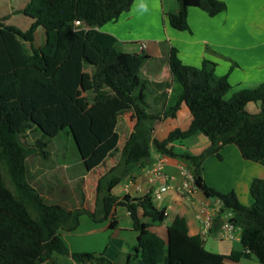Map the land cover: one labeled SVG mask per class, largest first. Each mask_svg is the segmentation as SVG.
Wrapping results in <instances>:
<instances>
[{"label":"trees","instance_id":"obj_1","mask_svg":"<svg viewBox=\"0 0 264 264\" xmlns=\"http://www.w3.org/2000/svg\"><path fill=\"white\" fill-rule=\"evenodd\" d=\"M134 1L29 0L19 10L33 19L27 30L6 24V17L0 18V264H42L48 259L64 264L57 255L70 256L78 264H113L101 253L72 252L61 230H74L83 214L95 221L106 220L118 205L127 208L139 232L136 254L132 258L126 255L131 258L128 264H137V256L146 264H230L227 260L238 262L252 254L264 264V178H253V201L246 205L234 190L219 191L203 176L204 160L214 154L222 158L220 150L227 144H236L245 159L264 165V81L232 92L227 98L232 90L229 74L218 75L216 63L209 59L200 66L185 64L172 46L168 53L170 74L182 84L183 91L177 103L162 115L153 106H165L171 81L143 78L141 70L152 57L146 52L119 49L114 35L98 29L129 11ZM178 4V11L169 14L168 19L173 28L181 31L190 28L191 6L211 16L227 9L223 0H178ZM76 19L85 21L90 28L74 30ZM39 26L46 28L47 39L36 47ZM85 64L96 68L92 79L96 98L82 110L76 97ZM158 90L149 100V95ZM249 102L261 103L262 110L248 111ZM182 103L193 116L189 128H175L163 140L153 136L155 122L175 117ZM7 107L22 114L18 129L11 126ZM131 110L137 122L119 162L98 180L94 210L68 209L49 202L30 182L27 159L34 153L48 158L63 133L75 147L73 158L79 163L73 168L75 172L84 175L95 169L118 144V117ZM195 134L207 136L210 145L199 154L175 152L174 142ZM152 148L182 159L193 173L196 186L207 197L220 199L223 211L234 212L233 222L242 229L241 250L229 254L208 250L201 235L189 233L187 219L181 215L168 227L165 240L150 228L153 222L166 218L165 210L155 205L151 193L141 197L113 193L132 167L150 161ZM4 167L13 188L4 178ZM142 217H149L151 222Z\"/></svg>","mask_w":264,"mask_h":264},{"label":"crops","instance_id":"obj_2","mask_svg":"<svg viewBox=\"0 0 264 264\" xmlns=\"http://www.w3.org/2000/svg\"><path fill=\"white\" fill-rule=\"evenodd\" d=\"M29 0H9V6L0 14L6 17V24L16 25L27 30L33 19L21 12ZM227 9L215 16L209 15L203 9L191 6L188 10L189 30L173 28L168 16L178 11V0H135L131 9L124 12L114 21H110L98 29L114 35L118 40L119 49L132 53H148L149 59L141 70V76L149 81L170 80L171 87L167 89L168 97L165 106L154 105L153 109L163 112L177 103L183 91L182 84L170 74L168 53L170 47L178 50V56L185 64L200 66L204 59L216 63L218 75L229 74L232 92L243 88H252L264 81V0H223ZM17 19V20H16ZM47 39L46 28L39 26L35 33L34 45L42 46ZM39 41V42H38ZM29 51L32 46L26 43ZM96 68L85 64L82 79L77 91L76 101L82 110L88 109L96 98L92 84ZM104 90H109L104 86ZM153 89V88H152ZM155 91V90H154ZM157 92L149 95V100ZM231 96V94H230ZM247 110L257 113L262 110L261 103L249 102ZM252 108V109H251ZM193 116L185 103H182L175 117H163L157 120L153 136L163 140L169 133L180 128H189ZM137 122L135 111H127L118 117L119 141L116 148L95 169L81 175L75 172L79 163L75 158L66 159L60 154V143L55 144L51 155L43 158L34 153L27 159L29 180L49 202H56L68 209L86 208L94 210L97 199L99 178L115 166L120 158L122 149ZM29 140L33 141L32 134ZM210 145V140L204 134H195L186 139L173 143L178 154H199ZM222 158L210 155L203 162V176L206 182L222 192L234 190L243 204L249 205L253 198L250 186L253 178H264V165L245 159L236 144H227L220 150ZM32 158L33 167L29 166ZM159 161H163L164 171L168 179L151 180L149 169ZM51 168L37 171L43 165ZM186 163L179 157L160 154L152 148V156L146 164L132 167L129 174L113 188V193L123 197H141L148 193L153 195V201L160 210H165L166 218L162 222H153L151 229L167 240L168 227L177 215L187 219L191 235H203V223L198 214L201 201L214 205L217 199L207 197L200 188L192 194L184 192L181 186L184 176L183 168ZM47 168V167H46ZM49 172V173H48ZM68 180H75V187H66ZM167 185L161 197L155 196V191ZM143 221L151 222L149 217ZM220 221L214 224L216 231ZM62 237L72 252H96L104 254L113 264H128L136 254L139 232L133 227V219L125 206L118 205L114 215L103 221H95L90 215L83 214L78 226L72 231L61 230ZM241 227L233 231V238H226L222 244L212 250L229 254L233 250L243 248L241 242ZM214 237V235H212ZM126 255H131L127 259ZM64 264H78L70 256L57 255ZM137 264H146L140 256L135 257ZM230 264H262L254 255L243 257L238 262L227 260ZM42 264H54L51 259Z\"/></svg>","mask_w":264,"mask_h":264},{"label":"built area","instance_id":"obj_3","mask_svg":"<svg viewBox=\"0 0 264 264\" xmlns=\"http://www.w3.org/2000/svg\"><path fill=\"white\" fill-rule=\"evenodd\" d=\"M89 28L90 26L81 19H76L74 21V30H87ZM182 172L184 179L179 188L188 194H192L194 190L198 188L195 184L194 175L188 167H184ZM149 173L153 181L158 178H163L164 180L168 179V175L164 171L163 161H159L152 166L149 169ZM167 188V185L161 186L160 189L155 191V196L161 197L162 193L166 191ZM217 200V203L214 205L207 201H201L199 203L198 214L204 226L202 234L205 236L214 235V237L219 240L233 238V231L238 227L233 222L234 212L232 210L223 211V202L220 199ZM217 220L220 221V227L215 231L213 228Z\"/></svg>","mask_w":264,"mask_h":264},{"label":"rangeland","instance_id":"obj_4","mask_svg":"<svg viewBox=\"0 0 264 264\" xmlns=\"http://www.w3.org/2000/svg\"><path fill=\"white\" fill-rule=\"evenodd\" d=\"M9 0H0V14L4 11V9L6 7L9 6V3H7ZM17 20V19H16ZM39 42V41H38ZM230 94H232V90L227 94V98L230 97ZM6 110L8 109L9 110V115H8V120L10 121L11 123V126L13 129H18L22 120H23V116L22 114L20 113V111H10L12 110L13 108H10V107H7L5 108ZM252 109V108H251ZM14 110V109H13ZM13 112V113H11ZM58 141L60 142V148L62 149V151H60V154L63 155V157L67 158V159H72L75 155V147H74V144L73 142L71 141V139H69V137H67L64 133L61 135L60 139H58ZM32 158L29 159V166L30 167H35L34 165H32ZM51 163H49L48 166H45L43 165L42 167H38L37 168V171H45V169H49V172H50V169L51 166H50ZM47 167V168H46ZM36 168V167H35ZM34 168V169H35ZM36 170V169H35ZM48 172V173H49ZM3 175H4V178L7 182V184L13 188V185L10 181V177L8 175V172L7 170L3 169ZM66 187H69V188H73L75 187V180H68L66 182ZM222 244L221 241L217 240L215 237H213L212 235H208L207 236V240L206 242L204 243L205 247L210 250V251H213V252H217L216 250H212L211 248H215L217 246H220Z\"/></svg>","mask_w":264,"mask_h":264}]
</instances>
